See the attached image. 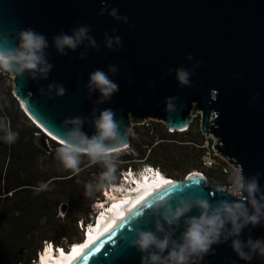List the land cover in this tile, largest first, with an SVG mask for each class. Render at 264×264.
Masks as SVG:
<instances>
[{
	"label": "water",
	"instance_id": "obj_1",
	"mask_svg": "<svg viewBox=\"0 0 264 264\" xmlns=\"http://www.w3.org/2000/svg\"><path fill=\"white\" fill-rule=\"evenodd\" d=\"M103 4L116 8L128 22L114 21L107 9L99 15L102 0H0V37L9 36V47L16 43L11 34L25 28L49 42L46 53L53 68L48 79L36 82L27 75L12 79V93L27 117L60 141L64 131L60 126L66 119L88 117L83 131L92 135L89 113L93 108L97 113L110 108L127 132V146L133 125L150 119L180 131L199 114L200 131L214 138L215 153L242 167L246 177L260 173L258 183L264 187V0H103ZM81 25L90 26L89 35L100 50L81 46L58 55L52 37ZM105 33L120 37L119 51L103 47ZM83 51L87 58L80 60ZM189 55L191 61L186 59ZM196 61L200 66L192 72L190 86L180 87L175 69L191 70ZM109 65L118 69L109 75L119 90L107 103L95 105V93L87 98L88 74L107 71ZM52 82L64 87L63 96L40 95L38 89ZM168 97H176L171 113ZM217 189L197 171L174 179L110 225L70 264H140L141 253L128 247V241L133 238L132 228L154 231L159 214L146 212L149 204L179 196H201L210 202L234 199ZM180 231L182 227L175 236ZM249 235L264 238V229L246 228L241 239ZM213 248L214 254L202 264H244L228 243ZM250 264L264 260L254 258Z\"/></svg>",
	"mask_w": 264,
	"mask_h": 264
},
{
	"label": "clouds",
	"instance_id": "obj_2",
	"mask_svg": "<svg viewBox=\"0 0 264 264\" xmlns=\"http://www.w3.org/2000/svg\"><path fill=\"white\" fill-rule=\"evenodd\" d=\"M106 9L107 5L102 0L99 15H104ZM107 15L114 21L124 24L128 22V18L119 15L116 8L107 9ZM90 31V26L81 25L73 28L70 33L61 32L52 37V47L60 56L75 52L81 46L86 50L99 51L100 45L89 35ZM11 39L16 43L9 47V36L0 37V74H7L13 80L22 79L25 75L27 79L36 82L47 80L53 65L47 59L49 42L45 36L31 28H25L12 33ZM120 46L119 36L104 34L105 49L119 51ZM86 53L87 51L81 52L78 59H86ZM186 59L191 61L193 58L189 55ZM199 66L200 62L196 61L191 70L183 67L175 69L174 79L177 84L189 87L192 72ZM117 71L115 65H109L107 71L95 69L88 74L85 89L88 99L92 98L93 93L97 95L93 104L107 103L118 92V84L109 75ZM38 92L53 99L63 96L65 89L52 82L39 88ZM175 100L176 97L166 99V107L170 113L175 111ZM89 116L94 134L88 135L83 131L88 117L66 119L60 126L64 131L54 152V159L63 170L70 171L73 176L81 172L84 158L89 165L101 166L102 171L95 180L84 184L86 197H92L103 189L105 191L116 182L118 153L126 147L127 140V132L122 122L115 119L112 109L104 108L97 113V108H93ZM41 131L48 135L43 129ZM18 138L19 133L12 130L6 119H0V142L10 146ZM142 170L146 172L145 169ZM146 173L158 176L161 172L152 170ZM259 176L260 173H256L246 177L242 167L235 168L228 176L227 186L221 185L217 189L234 198L231 200L210 202L201 196H179L153 201L146 212L150 210L153 214H159L158 219L154 220V231L132 228L133 238L128 241V247L141 253L140 264H202L206 256L214 254L213 246L225 243L229 244L232 253L244 264H250L254 258L264 260V238L253 239L249 235L241 239V233L246 228L254 229L259 226L264 229V187L258 183ZM50 185V180L40 182L34 192L39 194L49 191ZM194 211V215H189ZM181 227L179 236H175V230Z\"/></svg>",
	"mask_w": 264,
	"mask_h": 264
},
{
	"label": "trees",
	"instance_id": "obj_3",
	"mask_svg": "<svg viewBox=\"0 0 264 264\" xmlns=\"http://www.w3.org/2000/svg\"><path fill=\"white\" fill-rule=\"evenodd\" d=\"M0 119L19 133L10 146L0 142V264H37L46 244L67 251L70 244L83 240L84 228L94 222V203L104 200V189L86 197L84 184L94 181L101 171L86 158L78 175L62 169L54 159L59 143L45 135L51 144H44L39 137L44 135L20 108L6 74H0ZM138 126L144 125H134L137 137H131L118 153L114 184L121 182V174L128 169L138 172L146 165L173 179L200 171L208 182L216 178L228 184L232 172L226 161L218 159L210 168L203 165L207 140L200 131L199 116L193 117L186 131L169 132L158 121ZM49 180V191L34 192L40 182Z\"/></svg>",
	"mask_w": 264,
	"mask_h": 264
},
{
	"label": "bare ground",
	"instance_id": "obj_4",
	"mask_svg": "<svg viewBox=\"0 0 264 264\" xmlns=\"http://www.w3.org/2000/svg\"><path fill=\"white\" fill-rule=\"evenodd\" d=\"M50 135L49 133H47ZM52 136V135H50ZM49 136V137H50ZM53 137V136H52ZM55 138V137H53ZM56 139V138H55ZM151 178L147 181H141L140 184L137 185L139 187H136L135 190H132L131 188L125 189L124 183L120 185V192L122 193V197L120 198L119 202L114 201L113 205L110 206L107 209H103L102 212L99 214L97 218V224L95 227H91L87 230L86 236H84L88 239L86 244L80 245L79 243L74 244L72 251L70 254L61 256L57 259V262L55 264H70L79 254H81L84 249L92 242L94 241L101 233H103L110 225L115 223L117 220L122 218L126 213H128L135 205H137L140 201H142L144 198H146L148 195L152 194L153 192L157 191L161 187L167 185L170 182H173L174 179L164 176L160 173V175L157 176V178L153 179ZM124 181V180H123ZM128 187V186H127ZM134 187V185H133ZM113 190V189H112ZM108 193V191H107ZM109 197H115L114 192H111ZM118 199V198H116ZM123 199V200H121ZM103 202V201H102ZM95 224V223H94ZM93 224V225H94ZM69 252V251H67ZM42 261L45 263L47 260L46 257L42 256L40 257ZM52 260H55L56 258H51ZM37 264H41L40 261H38Z\"/></svg>",
	"mask_w": 264,
	"mask_h": 264
},
{
	"label": "rangeland",
	"instance_id": "obj_5",
	"mask_svg": "<svg viewBox=\"0 0 264 264\" xmlns=\"http://www.w3.org/2000/svg\"><path fill=\"white\" fill-rule=\"evenodd\" d=\"M6 78L8 79V80H10V82L12 83V78L10 77V76H8L7 74H6ZM197 116H199V118H200V115L199 114H197ZM153 120H150V122H152ZM150 122H149V125H150ZM156 122V121H155ZM138 127H147V126H138ZM40 131H41V129H40ZM137 131H136V129H135V127H134V125L133 126H131V128H130V131H129V133H130V138L131 137H137V133H136ZM41 133L44 135V137L43 136H39L40 138H42V140H43V142H44V144L45 145H50L51 143H50V141L49 140H46V136H45V134L41 131ZM206 138V140L208 141V144H211V143H213V141H214V138L212 137V136H210V137H205ZM37 144L39 145V146H41V140H37ZM218 159H223L220 155H218V154H216V156H215V161L216 162H218ZM224 161H226V160H224ZM227 162V161H226ZM227 164H228V168H227V170L228 171H231V172H233V170L236 168V167H234L232 164H230V163H228L227 162ZM94 168H96L97 170H98V172L99 171H102L101 169V166L100 165H96ZM129 170V169H128ZM227 170H226V172H227ZM197 172H199V173H201L200 171H197ZM123 174H121V179H120V181H122V176ZM187 176V175H186ZM186 176L184 177V178H186ZM183 178V179H184ZM121 184V182H119L118 184H112L109 188H106V190L104 191L103 190V195H105L106 194V192L108 191V195H109V192H115L114 190H112V187H116L117 185H120ZM209 184H210V186H212V187H214V188H219L221 185H224V186H227L226 184H222L221 182H219L218 181V179H213L212 181H210L209 182ZM96 202H99V201H96ZM95 202V203H96ZM102 202V201H101ZM95 210H97V209H95ZM44 247V246H43ZM43 251V250H42ZM41 251V252H42ZM39 255H40V253H39ZM38 259H39V256H38ZM39 261V260H38Z\"/></svg>",
	"mask_w": 264,
	"mask_h": 264
},
{
	"label": "built area",
	"instance_id": "obj_6",
	"mask_svg": "<svg viewBox=\"0 0 264 264\" xmlns=\"http://www.w3.org/2000/svg\"><path fill=\"white\" fill-rule=\"evenodd\" d=\"M149 122H150V119H147L145 121H143L140 125H145V126H149ZM188 127H185L183 129H181L180 131H186ZM169 132H173V130H169ZM46 135V134H45ZM47 137H49L48 135H46ZM50 138V137H49ZM51 139V138H50ZM214 144V141L213 143L211 144H208V141L205 142V148H206V151H205V154L202 158V161H203V165L206 167V168H210V167H213L215 164H216V161H215V156H216V153H215V150L213 149L212 145ZM128 146V145H127ZM126 146V147H127ZM224 160V159H223ZM142 169H145L146 172H149V171H152L154 170L155 172H159V170L155 167H152V166H144ZM224 171L226 172V169H224ZM201 174V173H200ZM99 202H96L94 203L93 205V208L97 209L99 207Z\"/></svg>",
	"mask_w": 264,
	"mask_h": 264
},
{
	"label": "snow or ice",
	"instance_id": "obj_7",
	"mask_svg": "<svg viewBox=\"0 0 264 264\" xmlns=\"http://www.w3.org/2000/svg\"><path fill=\"white\" fill-rule=\"evenodd\" d=\"M118 226V225H117Z\"/></svg>",
	"mask_w": 264,
	"mask_h": 264
}]
</instances>
